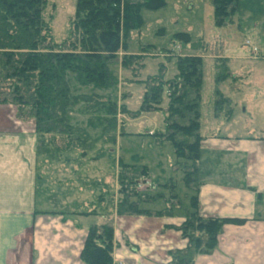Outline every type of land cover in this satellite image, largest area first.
<instances>
[{
  "label": "rangeland",
  "instance_id": "obj_1",
  "mask_svg": "<svg viewBox=\"0 0 264 264\" xmlns=\"http://www.w3.org/2000/svg\"><path fill=\"white\" fill-rule=\"evenodd\" d=\"M74 8L75 0H46L43 17L56 42L67 44L72 39L68 32ZM140 16V26L128 32L126 51L119 50L108 63L112 83L104 87L82 85L73 72L65 73L71 100L67 120L72 136L81 140L69 139L74 147L66 149L64 136L38 137L35 133L39 175H47L49 151L44 148L49 143L57 146L48 149L59 156V163L68 165L67 173L74 175L83 198L90 195L86 208L91 212L101 210L103 215L112 214L121 198L116 179L118 161L146 165L148 179L154 184L171 178L181 202L174 213L184 212L187 201L183 198V172L192 167L190 161L174 156L171 143H161L158 134L164 127L168 92L162 93L161 110L137 111L144 82L159 73L164 80L173 78L177 56L196 55L201 59L198 102L202 134L264 135V0H238L235 12L220 27L214 25L209 0H164L160 8H141ZM176 33L187 34L188 41L175 37ZM123 53L138 58L122 67ZM86 97L91 103L83 101ZM85 105H93L95 110L85 111ZM15 113L18 117L16 109ZM24 116L25 129H34L33 119ZM145 179L136 184L138 195L148 193L144 197L153 208H158L162 200L172 210L175 190H152ZM155 193L159 199L153 205Z\"/></svg>",
  "mask_w": 264,
  "mask_h": 264
},
{
  "label": "crops",
  "instance_id": "obj_2",
  "mask_svg": "<svg viewBox=\"0 0 264 264\" xmlns=\"http://www.w3.org/2000/svg\"><path fill=\"white\" fill-rule=\"evenodd\" d=\"M15 109L0 102V264H86L80 252L88 227L107 220L113 228L111 264H168L170 252L187 245L178 227L191 196L200 216L239 220L223 223L215 246L196 253L192 264H264V135H206L199 120L195 185L182 179L187 201L182 214L174 213L181 207L175 183L168 177L154 184L144 165L142 177L152 190H175L172 210L125 215L114 207L103 215L86 208L90 195L83 198L59 156L47 157V175H39L36 134L25 129Z\"/></svg>",
  "mask_w": 264,
  "mask_h": 264
},
{
  "label": "trees",
  "instance_id": "obj_3",
  "mask_svg": "<svg viewBox=\"0 0 264 264\" xmlns=\"http://www.w3.org/2000/svg\"><path fill=\"white\" fill-rule=\"evenodd\" d=\"M209 1L217 27L233 15L238 3V0ZM45 3L46 0H0V102L13 103L19 117L25 115V118L33 119L38 137L44 134L64 136L67 149L74 147L69 139L81 138L72 136L67 120L66 110L71 100L66 71L73 72L82 85L104 87L112 83L114 79L108 63L119 50L126 51L128 32L141 24L140 9L160 8L164 0H75L68 32L72 39L67 44L52 39L43 17ZM174 36L188 41L187 34L176 33ZM133 58L138 55L123 53L121 66L126 67ZM200 64L199 56H177L173 78L164 80L159 73L144 82L145 90L137 109L139 113L161 110L162 93L168 92L165 108H162L164 127L158 134L162 140L171 143L174 156L190 161L192 169L185 170L182 179L186 186L192 187L195 185L194 164L199 156L200 141ZM88 98L82 100L91 103ZM72 100L75 101L76 97ZM85 106V111L95 110L93 105ZM48 148L57 149V146L51 147L49 143L44 148L49 151L47 157H53L55 154L52 155ZM144 175H147L144 165L118 161L116 179L121 198L114 205L117 214L170 211L168 203L156 211L142 206V203L150 202L144 197L148 193H137L136 184ZM155 194L152 202L159 199L158 193ZM174 196L171 198L173 206L176 205ZM230 221L239 220L200 216L196 211V199L191 196L189 210L178 227L187 245L171 251L168 264H192L196 253L208 252L215 246L222 224ZM112 232V225L108 222L88 227L80 252L86 264H111Z\"/></svg>",
  "mask_w": 264,
  "mask_h": 264
}]
</instances>
